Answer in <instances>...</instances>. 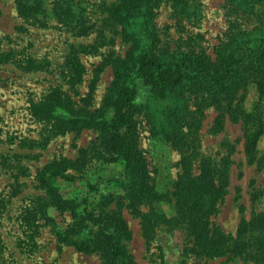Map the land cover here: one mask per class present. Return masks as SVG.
Wrapping results in <instances>:
<instances>
[{
	"label": "rangeland",
	"instance_id": "obj_1",
	"mask_svg": "<svg viewBox=\"0 0 264 264\" xmlns=\"http://www.w3.org/2000/svg\"><path fill=\"white\" fill-rule=\"evenodd\" d=\"M20 1L26 0H0V264H102L97 250L78 252L57 241L56 231L76 221L69 211L39 209L36 198L44 190L37 184L38 175L59 160L66 161L65 168L51 176L58 194L78 206L79 213L97 208L120 214L130 230L122 244L135 264H257L246 258L197 255L193 237L177 222L175 193L185 167L191 177L201 167L224 168L225 194L207 227L234 237L241 218L264 212V136L252 154L246 153L240 123L225 115L218 125L215 106L199 103L188 92L185 102L178 91L154 96L152 86L139 79L125 136L137 146L155 194L140 210L153 220L157 214L162 217L146 235L138 214L120 199L126 193L119 183L122 166L112 161L110 141L94 127L96 121L113 119V67L129 48L121 40L120 26L106 12L121 0H65V18L56 17L57 0H40L34 16L25 15ZM135 2L148 12L131 20L129 31L139 40V52H155L165 63L188 54L205 55L215 63L229 41L264 35V3ZM53 89L73 103L80 127L58 131L53 122L32 115ZM236 95L248 111L253 107V84ZM173 111L184 118V126L175 131L169 123ZM69 113L62 109L58 118L67 120ZM255 190L260 196L252 202ZM29 206L31 215L36 210L32 219L41 217L34 223L24 218ZM90 228L91 240L98 229Z\"/></svg>",
	"mask_w": 264,
	"mask_h": 264
},
{
	"label": "trees",
	"instance_id": "obj_2",
	"mask_svg": "<svg viewBox=\"0 0 264 264\" xmlns=\"http://www.w3.org/2000/svg\"><path fill=\"white\" fill-rule=\"evenodd\" d=\"M29 0L19 3L25 15L34 16L40 10V0ZM65 0L55 3L56 17L68 16L69 9ZM38 3V4H37ZM264 0H239V5L262 4ZM37 12V13H35ZM108 19L113 25L120 26L121 40L129 44L126 55L113 67V85L111 88L113 104V119L111 122L96 121L94 127L102 130L110 141L112 161L122 166L120 184L126 192L120 199L127 200L128 207L141 219L146 235L153 232L152 226L162 217L140 210L148 200L154 199V192L147 183L146 165L137 151V146L125 136V128L131 124V107L133 106L136 85L139 79L152 86L154 96L165 98L167 93L176 92L185 102V92L195 95V100L215 106L218 112L217 124L223 123L225 115L232 122L240 123L245 139L246 153L256 150L259 137L264 136V35L259 37L245 36L244 39H233L223 46L217 62H212L205 55L188 54L177 61L165 63L155 52H139V40L129 31L131 20L148 13L135 0H121L106 7ZM33 13V14H32ZM79 69L73 68L77 74ZM253 84L256 100L249 111L242 104V99H236V94ZM188 99V98H187ZM201 99V101H200ZM182 107L186 109L185 103ZM73 103L65 94L53 89L44 103H39L31 110L32 115L46 122H53L58 131L80 127L78 112L70 105ZM202 106L199 104L197 109ZM71 110L67 120H60V111ZM184 118L175 111L169 118L173 130L184 126ZM66 161L59 160L45 167L37 178V184L44 190L43 196L36 198L39 209L44 213L48 208L57 211H69L76 219L64 231L59 230L57 241L73 246L78 252L90 253L97 250L102 264H135L132 257L125 251L122 242L130 237V230L121 219L120 214L108 213L103 209L92 210L84 208L83 213L77 211L78 206L72 201L64 200L58 194V188L53 185L51 176L57 170H64ZM184 174L178 181L175 193V208L178 224L185 227L193 237L194 250L197 255L205 258L239 257L246 258L257 264H264V212L252 214L247 220L241 218L236 235L225 236L221 232L208 229V219L216 211V204L224 197L227 187V172L222 167H201L199 173L191 177L189 169L184 168ZM260 190H255L251 201L256 202ZM41 202V203H40ZM28 214V220L36 215ZM30 212V213H29ZM112 214V215H111ZM31 215V216H30ZM49 221V220H48ZM92 225L98 229L92 235ZM91 229V228H90Z\"/></svg>",
	"mask_w": 264,
	"mask_h": 264
}]
</instances>
